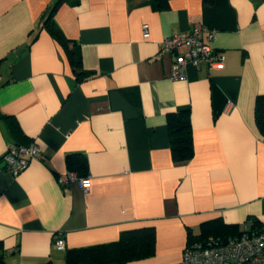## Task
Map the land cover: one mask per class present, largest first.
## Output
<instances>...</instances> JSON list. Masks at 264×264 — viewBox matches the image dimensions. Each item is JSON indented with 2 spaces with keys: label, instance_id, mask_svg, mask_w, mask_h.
I'll list each match as a JSON object with an SVG mask.
<instances>
[{
  "label": "crops",
  "instance_id": "1",
  "mask_svg": "<svg viewBox=\"0 0 264 264\" xmlns=\"http://www.w3.org/2000/svg\"><path fill=\"white\" fill-rule=\"evenodd\" d=\"M58 0H0V264H66V253L152 227L155 253L126 264H178L202 226H264V0H61L54 20L87 75L44 27ZM203 25L221 69L189 64L172 80L158 44ZM144 27L147 36H144ZM189 109L193 157L176 162L167 116ZM40 158L17 176L8 144ZM86 160L88 188L60 185L67 157ZM62 236L65 248L55 246Z\"/></svg>",
  "mask_w": 264,
  "mask_h": 264
},
{
  "label": "built area",
  "instance_id": "2",
  "mask_svg": "<svg viewBox=\"0 0 264 264\" xmlns=\"http://www.w3.org/2000/svg\"><path fill=\"white\" fill-rule=\"evenodd\" d=\"M144 36H147L145 27ZM214 38L213 31L199 24L188 32L175 33L161 40L158 44L159 53L173 56L170 78H185L189 64L196 68L204 65L210 70L223 68L224 55L210 46ZM39 158L40 152L35 144L10 143L2 154L1 161L7 172L17 176L31 161ZM58 183H77L85 191L88 188V177L81 178L75 172L66 171L59 175ZM239 229L240 233L236 236H209L188 244L178 264H264V226L257 227L251 220H246L239 224ZM55 246L58 250L65 248L62 236L56 237Z\"/></svg>",
  "mask_w": 264,
  "mask_h": 264
},
{
  "label": "trees",
  "instance_id": "3",
  "mask_svg": "<svg viewBox=\"0 0 264 264\" xmlns=\"http://www.w3.org/2000/svg\"><path fill=\"white\" fill-rule=\"evenodd\" d=\"M60 2L61 0H58L44 16L43 25L64 48L74 74L80 79L87 75V72L82 68L79 51L75 46L69 48L70 40L63 35L54 20V11ZM168 2L169 0H152V6L154 9L161 10L167 7ZM213 2L214 0H202L204 5H210ZM254 117L259 132L264 134V95H258L255 98ZM167 127L172 159L176 162L190 160L194 155V147L189 109L169 113ZM67 165V171L75 172L81 178L88 177L84 156H68ZM250 220L252 224L259 227L257 221ZM239 233V225H228L221 219H216L202 226V233L198 240L209 236H236ZM155 243L156 233L152 227L127 230L120 234L116 242L69 250L66 253V264H126L129 261L145 259L154 255Z\"/></svg>",
  "mask_w": 264,
  "mask_h": 264
}]
</instances>
